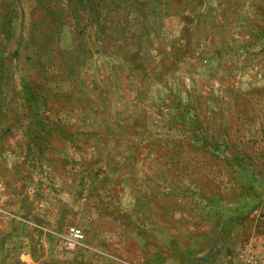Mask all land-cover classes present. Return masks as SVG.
Segmentation results:
<instances>
[{
    "label": "rangeland",
    "instance_id": "1",
    "mask_svg": "<svg viewBox=\"0 0 264 264\" xmlns=\"http://www.w3.org/2000/svg\"><path fill=\"white\" fill-rule=\"evenodd\" d=\"M246 260L264 0H0V264Z\"/></svg>",
    "mask_w": 264,
    "mask_h": 264
},
{
    "label": "built area",
    "instance_id": "2",
    "mask_svg": "<svg viewBox=\"0 0 264 264\" xmlns=\"http://www.w3.org/2000/svg\"><path fill=\"white\" fill-rule=\"evenodd\" d=\"M84 239L83 231L76 227H70L68 230V235L62 240V246L67 249H72L82 244ZM248 260H246L242 264H249ZM250 264H253L252 262Z\"/></svg>",
    "mask_w": 264,
    "mask_h": 264
}]
</instances>
